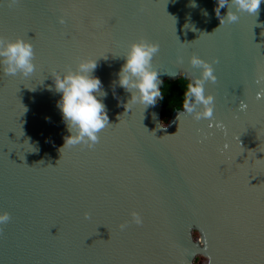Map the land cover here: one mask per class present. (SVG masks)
I'll return each mask as SVG.
<instances>
[{
  "label": "water",
  "instance_id": "1",
  "mask_svg": "<svg viewBox=\"0 0 264 264\" xmlns=\"http://www.w3.org/2000/svg\"><path fill=\"white\" fill-rule=\"evenodd\" d=\"M195 5L0 0V38L29 41L36 65L0 70V264H264V3L258 14L226 3L219 16L217 0ZM229 8L238 19L221 22ZM142 39L159 45L161 81L198 77L192 55L211 65L210 118L174 109L159 128V100L125 110L117 73ZM88 58L109 124L91 147L63 146L51 75Z\"/></svg>",
  "mask_w": 264,
  "mask_h": 264
},
{
  "label": "clouds",
  "instance_id": "2",
  "mask_svg": "<svg viewBox=\"0 0 264 264\" xmlns=\"http://www.w3.org/2000/svg\"><path fill=\"white\" fill-rule=\"evenodd\" d=\"M190 2L193 7L196 6L195 0H190ZM226 3L228 7L231 3L237 10L258 14L264 0H217V6L214 9L217 16L220 15V8ZM203 14L206 16L208 13L203 10ZM220 19L221 22H234L238 17L230 9ZM186 25L188 24H185V27ZM158 49L157 43L143 39L129 45L124 56V63L117 73L118 84L131 94L127 103L124 104L125 110H128L129 104L140 103L145 109L148 106H154L158 99H163L161 89L163 81L160 80L159 72L152 67L151 63ZM34 55L33 46L29 41L22 38L13 40L0 38V70L5 74L19 73L24 76L32 74L36 68L33 63ZM189 63L201 69L198 77H193L189 81L183 73L172 72L167 75L169 77L178 76L179 82L186 84L183 91L182 110L192 114L195 119L210 118L213 115L214 98L210 94H205L204 83L206 80L215 81L213 69L207 61L197 55L190 56ZM96 67V60L88 58L79 61L75 69L51 75L54 90L60 94L57 107L70 133L65 136L63 146L84 143L91 147L98 140V131L109 124L106 105L103 102L107 92L102 89L100 78L94 75ZM52 87V85L49 86L50 89ZM198 105L199 110H197ZM152 116L153 119H157L158 113L154 112ZM157 127L163 128L166 125L163 121L157 120ZM133 216L137 223L141 222L138 214L133 213ZM9 219L7 212H0V224Z\"/></svg>",
  "mask_w": 264,
  "mask_h": 264
},
{
  "label": "trees",
  "instance_id": "3",
  "mask_svg": "<svg viewBox=\"0 0 264 264\" xmlns=\"http://www.w3.org/2000/svg\"><path fill=\"white\" fill-rule=\"evenodd\" d=\"M186 80H189L186 78ZM190 81V80H189ZM186 87L184 82H179V77L173 80L164 79L161 89L163 99H158L162 105L161 115L164 123L169 121L174 109H182L183 91Z\"/></svg>",
  "mask_w": 264,
  "mask_h": 264
},
{
  "label": "rangeland",
  "instance_id": "4",
  "mask_svg": "<svg viewBox=\"0 0 264 264\" xmlns=\"http://www.w3.org/2000/svg\"><path fill=\"white\" fill-rule=\"evenodd\" d=\"M198 233L197 232H194V237L195 238H198ZM195 264H207V258L205 256H202V255H197L195 257V261H194Z\"/></svg>",
  "mask_w": 264,
  "mask_h": 264
}]
</instances>
